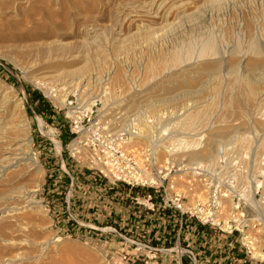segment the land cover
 <instances>
[{
    "label": "rangeland",
    "instance_id": "rangeland-1",
    "mask_svg": "<svg viewBox=\"0 0 264 264\" xmlns=\"http://www.w3.org/2000/svg\"><path fill=\"white\" fill-rule=\"evenodd\" d=\"M147 6H151L150 9L147 10ZM183 7L185 10L188 7L187 11L194 12L193 15L182 16L180 11ZM140 9L144 11L141 13ZM162 10L167 13L164 15ZM16 22H19L18 31L12 27V23ZM49 22L61 27L64 34L72 35L67 41L73 40L75 45H79L76 42L79 40L89 42V49L85 48L88 54L92 55L96 50L102 51L104 57L99 60L101 64L93 65L90 70H102L111 65L114 71L113 86L123 87V91L127 92V104L132 103L127 98L134 97L139 102L138 108L156 112L165 105L180 107L195 103L192 111L196 112V109L197 113H189L184 121L175 119L174 125L178 130H191L200 125L207 128L208 132L217 126H234L236 129L233 128L232 131L244 133V143L260 142L264 146V63L253 70L256 83L253 81L255 84L252 83V87L257 90H254L257 95H254L260 97L261 101L249 111L248 81L253 72L249 76L251 68L245 66L243 61L248 55L249 58L253 55V58H259L262 54L264 58V0H11L8 6L0 4V97L2 95L7 100L11 98L9 101L12 102L22 100L23 115L29 123L30 149L42 168L41 172L35 174L31 170L32 161L25 153L13 159L17 163H13L15 165L10 169H26L28 165L29 173H25V183L37 188L33 193L35 200L40 201V206H28V203L22 202L21 205L26 204L27 207L14 211V216H28L29 220L23 218L28 222H25V230L22 234H17L27 241L20 247L1 243L6 248L0 247V259L16 256L10 260V264H105L100 255L104 231L78 224L69 217L64 198L70 177L61 170L57 150L52 141L42 133L44 127L38 121L39 118L41 124L43 121L53 123L54 120H58V124L62 123L60 113L53 109L50 101L44 99L40 92L46 81H70L66 76V79L62 75L52 76L57 72L51 69H44L48 72L39 69V59L27 50V34L31 31H44L45 23ZM207 45H211V49L206 53L204 49ZM253 47L258 49L257 54L253 52ZM73 50L76 51L74 54L78 51L82 53L79 47H74ZM176 53L182 55L181 62L172 63L170 57ZM231 59L236 60L233 62ZM211 60L219 61L216 74L197 70L196 67L201 62ZM230 62L233 63L231 66ZM187 66L193 70H188ZM185 67L189 75L195 77L199 72L196 77L201 76L196 83H191V87H187L191 91L186 90V93L184 88H177L167 94L150 91L163 76L180 71L184 73ZM129 76L140 80L136 85L139 88L136 97L133 96L136 92L129 90ZM165 84L173 86V80L170 79ZM148 91L151 93L145 94ZM169 95L170 97H166ZM36 97L39 100L36 101ZM161 97L165 98L162 100ZM14 113L18 114L15 119H20L22 112L14 110ZM256 117L261 121L257 128L252 123ZM191 118L192 122L189 121ZM227 136L220 140L218 150L223 141L229 140ZM61 137L63 142L67 140L69 134L66 130ZM38 141L40 145L37 144ZM63 155L65 157L64 152ZM22 160H26L25 164L28 161L31 163L25 165ZM69 163L66 166L74 173V165L70 161ZM58 173L62 175L61 179L55 181ZM92 178L87 172L78 174L71 191L70 211L76 212V216L86 224L90 222L102 225L106 221L96 216V213L101 212L104 206V185ZM12 216L10 219L14 220L15 217ZM38 249L41 253H38Z\"/></svg>",
    "mask_w": 264,
    "mask_h": 264
},
{
    "label": "built area",
    "instance_id": "built-area-1",
    "mask_svg": "<svg viewBox=\"0 0 264 264\" xmlns=\"http://www.w3.org/2000/svg\"><path fill=\"white\" fill-rule=\"evenodd\" d=\"M113 74L108 65L70 91L64 81L41 88L62 119L43 121L42 133L61 147L60 167L70 177L66 210L76 223L104 231L105 264H264L263 143L227 140L215 156L191 160L187 149L202 143L207 128L178 130L174 122L195 103L134 108L123 87L114 88ZM128 82L134 90L140 80ZM81 172L104 185L96 216L105 224H86L70 211Z\"/></svg>",
    "mask_w": 264,
    "mask_h": 264
},
{
    "label": "bare ground",
    "instance_id": "bare-ground-1",
    "mask_svg": "<svg viewBox=\"0 0 264 264\" xmlns=\"http://www.w3.org/2000/svg\"><path fill=\"white\" fill-rule=\"evenodd\" d=\"M10 1L11 0H0V4L4 5V6H8ZM156 3L158 4V2H156ZM161 4H163V3H161ZM142 6H144V5H142ZM158 6H160V5H158ZM186 6H188V5H186ZM150 7L151 6H147L146 9L148 10V9H150ZM153 7H154V5H153ZM161 7H163V6H161ZM183 8L184 9H182L180 11L182 16H191V15H193L194 12H190V10L187 11L188 7H186L187 8L186 10H185V7H183ZM140 11L142 13V11H144V9L143 10L140 9ZM160 13H162V12L160 11ZM165 13H167V12H164V15H165ZM137 14H139V13H137ZM165 18H167V17H165ZM12 24H13L12 25L13 29L15 31L16 30L18 31L19 22L12 23ZM44 29H45L44 31L43 30L40 31V32L39 31H31L30 34L29 33L27 34L28 35L27 38L29 39V42L26 44L27 50L31 54H33L36 57V59L37 58L39 59V62L41 64V65L38 64V65H40L38 67L39 69L42 68V70H44L45 68H48V69H51V71H56L57 73L52 74V76H55V75H57V76L60 75L61 76L62 75V76H64V78L66 76L67 80H70V81H68V82L65 81V82H67L68 85H71L69 87V89L66 90V91H70L73 87H75L76 85L79 84L81 79H83L85 76H87L86 75V74H88L87 72H89V70L91 69V67L93 65L99 66L98 64H101L99 62V60H100L101 57L103 58L104 55H103L102 51H100V50H96V52H94V54H92V55L88 54L86 52L85 48L89 49L88 46H89L90 43L87 42L85 39L76 41V42L79 43V45H75L72 42L73 40L72 41H67V39L70 38L72 35L64 34L62 32V28L61 27L53 25L51 22L45 23ZM39 30H41V29H39ZM210 46L211 45H207V47H205L204 51L206 53L211 49ZM74 47L75 48L76 47L81 48L82 53L81 54L79 53V51H80V49H79L78 53L74 54V52H76L75 51L76 49L73 50ZM253 48H254L253 52L255 54H257L258 53V49L256 47H253ZM209 53L207 55H209ZM258 56H260V55H258ZM258 56H256V57H258ZM181 57H182V55L180 56L177 53L173 54L170 57L171 58L170 61L172 63H178L181 60ZM253 57H254V55H253ZM253 57L249 58V55H248V58L243 60L244 61V65L251 68V69L247 68V70L249 69V71H251V72H249V76L252 74L253 70H255V68H257L256 66L261 65V64L264 63V58H262V54H261V57H259V58H253ZM182 59H184V58H182ZM208 59H212V58H208ZM241 59H242V57H241ZM234 60H236V59H234ZM234 60H232V61L235 62ZM226 63H228V62H226ZM198 64H200V62ZM230 64H233V63L230 62L229 65ZM34 65H35V63H34ZM195 66H197V65H195ZM31 67H35V66H31ZM189 67H190V65H189ZM218 67H219V61L218 60L217 61L211 60L209 62H203V63L201 62V65H199V67L197 66L196 68H197V70H199V72L212 71L213 73H215V72H217ZM185 69H186V67H185ZM187 69H188V66H187ZM187 69H186V71L184 73H183V71H180V72L174 73V74L169 73L171 75L167 74L168 76L166 75V77L163 76V78L160 79L161 81L159 80L160 82H157V84H155L151 88L150 91H153L155 94L171 93V91L173 92V90H175L177 88H181V90L184 88L185 92H186V90L187 91H191L187 87L188 86L191 87V83H193V82L196 83V81H198L201 76L196 77V76L199 75V72H198V75L194 74V75H196L195 77L193 75H189V71L188 70H191V69L193 70V68H190L188 70ZM44 71H47V70H44ZM40 73H42V71H40ZM200 74H202V73H200ZM253 74H254V72H253ZM253 74H252V77L250 78L251 80L249 79V81H248V84H249L248 85L249 86V97H248V101H247L248 105L245 103L248 106L249 111L252 110L251 108L255 107L261 101L260 97L255 96V95H257V94H255L256 92H254L255 87H252V83H253V81H255V74L254 75ZM60 76H58V77H60ZM60 79H62V77ZM170 79L173 80V86H168V84H165V82L169 81ZM37 83H38V81H37ZM255 83H256V81H255ZM255 83H253V85ZM245 86H247V85H245ZM133 91L135 93L136 91H139V88H136ZM247 91H248V89H247ZM255 91H257V90H255ZM131 92L128 93L129 97L131 96ZM147 93H151V92L148 91L145 94H147ZM2 94H4V93H2ZM142 94L144 95V93H142ZM136 95H137V92L133 96L136 97ZM148 97H149V94H148ZM166 97H170V95L166 96ZM171 97L173 98L174 96H171ZM162 98H165V97H161V99ZM8 99L10 100L11 98H8ZM236 99H237L236 101H238V98H236ZM9 100L5 99L4 96L2 97V95L0 97V245H1V243L2 244L5 243V244L10 245V246L11 245L12 246H14V245L15 246L16 245L17 246H19V245L21 246L23 244V242H25L27 240L25 238L24 239L21 238L17 234H22L21 232L25 230L24 227L27 225V223H28L27 220H29V219H28V216L26 214H15V216H14V213H15L14 211H17V210H19L20 208H23V207H27L26 204H22L21 205L22 202L28 203V206L29 205H31V206H40L39 205L40 201L38 202V201L35 200V197H34L35 195L33 193L37 188L35 189L33 186L29 187L25 183V173L28 172L27 171V166L28 165H26V164H28V163L30 164L31 162L28 161V163L25 164L26 160H25V162H23V160H22V162L26 165V169H22V168L10 169V167H14L15 164H13V163H17V162L13 161V159H17V157H16L17 155H19L21 153H25V154L28 155L27 157L32 161L31 170L35 174L38 173V172H41L42 168L40 167V165H39V163L37 161L35 153H32L31 149H30L31 137L29 135V123L27 122V119L24 116L25 114L23 113V102H22L21 99H18V101H16V102H12V101H9ZM130 100H132V103L130 102ZM127 101L130 102V103H128L129 106L134 105L132 107L136 108L135 106H137V109H138L139 102H137L138 100H136L134 97L127 98ZM158 101H159V99H158ZM14 110L22 112V115H21L20 119L19 118L17 120L15 119V115H18V114H15ZM245 110H247V108ZM195 111L196 112L192 111V109H191L190 111L187 112L186 116L189 113H191V112L197 113L196 109H195ZM192 118L189 119V121L191 120V122H192ZM38 121H39L40 125L42 126L39 118H38ZM252 123H253L254 126H256V128L260 127V125H261V121L258 120L257 117L254 118ZM183 127H186V126H183ZM187 127H189V126H187ZM233 128H234V126H227V127H221V126L218 127L217 126V128H215V129L208 130V132H206V135H205L202 143L198 147L194 148V146H193V147H190V148L187 149L188 150L187 151L188 158L191 159V160H195V159L209 158V157L215 156L217 151H218L217 147H218V144H219L220 140H223V137H225L227 135L229 136L230 133H232V132H234V134H231L229 136L230 138L227 136L226 137L227 139H229V140L233 139L234 142H243L244 136H245L244 133H242V132L238 133L237 131L236 132L232 131ZM234 129H236V128H234ZM258 130H260V129H258ZM60 148L61 147H60V144L58 143V141H55V149L59 152ZM19 165H21V164H19ZM28 169H30V168H28ZM31 174H33V173H31ZM26 181H27V179H26ZM35 184H38V183H35ZM36 186H38V185H36ZM31 187H33V189H31ZM23 199H24V201H23ZM26 199H28V200L25 201ZM39 210H41V209H39ZM11 216L13 218L15 217V219L13 220L11 218L12 219L11 220L10 219ZM23 218H26L27 220L25 221ZM25 222H27V223H25ZM13 224L16 225V226H14ZM14 232H15V234H12ZM16 235L18 237H15ZM22 237H23V235H22ZM33 240H35V239H33ZM29 241L32 242V240H29ZM29 241L27 243H29ZM37 242H36V244L38 245L39 243H37ZM44 242L45 241H43L41 243H44ZM45 243H47V242H45ZM30 244H33V243H30ZM0 247L6 248V247H3V245H1ZM7 248H9V247H7ZM40 248H41V246H40ZM39 250L40 249H38L37 251H39ZM38 253H41V252L39 251ZM33 254H35V253H33ZM24 256H25V254H24ZM14 258L6 257V258L2 259V257H1L0 264H10V260H13ZM37 259H39V258H37ZM11 262H13V261H11ZM39 264H40V262H39Z\"/></svg>",
    "mask_w": 264,
    "mask_h": 264
},
{
    "label": "crops",
    "instance_id": "crops-1",
    "mask_svg": "<svg viewBox=\"0 0 264 264\" xmlns=\"http://www.w3.org/2000/svg\"><path fill=\"white\" fill-rule=\"evenodd\" d=\"M41 93V92H40ZM41 96L43 97V95L41 94ZM44 99H46L45 97H43ZM39 100V97H36V101ZM51 105V104H50ZM37 140V139H36ZM38 145H40V141H38L37 143Z\"/></svg>",
    "mask_w": 264,
    "mask_h": 264
},
{
    "label": "trees",
    "instance_id": "trees-1",
    "mask_svg": "<svg viewBox=\"0 0 264 264\" xmlns=\"http://www.w3.org/2000/svg\"><path fill=\"white\" fill-rule=\"evenodd\" d=\"M52 120V119H51ZM53 123L58 124V120H54Z\"/></svg>",
    "mask_w": 264,
    "mask_h": 264
}]
</instances>
